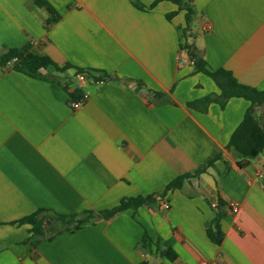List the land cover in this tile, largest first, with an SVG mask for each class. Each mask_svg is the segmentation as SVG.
Returning a JSON list of instances; mask_svg holds the SVG:
<instances>
[{
  "label": "crops",
  "instance_id": "1",
  "mask_svg": "<svg viewBox=\"0 0 264 264\" xmlns=\"http://www.w3.org/2000/svg\"><path fill=\"white\" fill-rule=\"evenodd\" d=\"M43 1L59 16L52 25L35 0H0V59L28 47L55 65L35 76L0 66V264H264V150L241 165L227 148L249 102L190 108L219 90L184 48L263 90L264 0H189L186 33L185 11L167 0H139L144 9L133 0ZM78 72L94 78L80 84ZM260 113L264 124V106ZM148 196L156 202L51 240L18 224L39 209L99 212ZM216 221L218 244L207 234ZM165 243L172 260L159 256Z\"/></svg>",
  "mask_w": 264,
  "mask_h": 264
},
{
  "label": "trees",
  "instance_id": "2",
  "mask_svg": "<svg viewBox=\"0 0 264 264\" xmlns=\"http://www.w3.org/2000/svg\"><path fill=\"white\" fill-rule=\"evenodd\" d=\"M160 0H156L149 8H153ZM177 7L178 11H185V29L184 33L190 30L192 23L195 20V11L190 4L189 0H167ZM133 5L138 9H144L145 7L139 0H133ZM35 4L40 7L46 8L50 17L48 24L52 25L57 21L59 16L56 12L43 0H35ZM176 12H172L166 15V18L170 20ZM184 48L188 53L190 62H192L195 72L202 73L208 76L216 85L219 93L216 95H209L199 101L189 103L190 108H201L206 110L211 103L218 104L221 108L224 107L227 100L231 98H242L249 102L243 119L237 128L230 136L227 148L233 149L241 158V165H244L249 160L257 158L264 150V124L262 122L260 110L264 106V89L257 90L255 88L240 84L233 75L226 70L210 69L205 60L198 54L193 45L185 44ZM0 66L11 67L14 71L19 73L35 76L40 70L46 69L49 66H54V63L48 57L39 56L29 51L28 47L21 49H11L7 54L3 55L0 59ZM68 67L66 65L61 69L64 70ZM97 80H103L98 78ZM160 96V95H159ZM75 97V95H73ZM78 97V96H77ZM218 156H213L205 163L204 167L210 166L212 162ZM203 167V168H204ZM203 168L198 169L195 174L200 173ZM190 175H183L172 181L168 185V189L179 188L184 178ZM156 202V199L152 196L148 197H136L123 199L116 207L99 211H85L79 214L61 215L51 211L39 209L32 215L24 217L18 224H29L30 232L33 236L46 238L51 240L57 234L61 232H74L79 230L83 225L89 223L95 218L109 219L115 214L120 213L126 209H137L143 205H149ZM61 227V228H60ZM208 237L216 244L221 242V234L218 229L217 221L214 223V228L209 229ZM143 249L149 250L150 241L147 237H144L141 243ZM159 256L172 260L175 258V253L165 243L160 246H156ZM144 264H149L147 261Z\"/></svg>",
  "mask_w": 264,
  "mask_h": 264
},
{
  "label": "built area",
  "instance_id": "3",
  "mask_svg": "<svg viewBox=\"0 0 264 264\" xmlns=\"http://www.w3.org/2000/svg\"><path fill=\"white\" fill-rule=\"evenodd\" d=\"M209 29V27L207 28ZM192 64V62H191ZM94 75L92 74H88V73H85V72H78L76 73L75 77L77 79V81L80 83V84H84L88 78H91L93 77ZM94 78V77H93ZM96 83H99L101 82L100 80H95ZM88 99V94L83 92L79 95L78 99H73L71 102H70V105L73 109H79L80 107H82L84 105V103L87 101ZM160 207L163 209V210H167L169 209V205L167 202H163L161 201L160 203ZM228 206L230 208V210L232 211V213H236L238 211V205L237 203H234V202H230L228 203ZM212 207L215 209L216 208V205H212ZM200 264H218V260L215 259L213 261H205V262H201Z\"/></svg>",
  "mask_w": 264,
  "mask_h": 264
},
{
  "label": "water",
  "instance_id": "4",
  "mask_svg": "<svg viewBox=\"0 0 264 264\" xmlns=\"http://www.w3.org/2000/svg\"><path fill=\"white\" fill-rule=\"evenodd\" d=\"M257 160L259 159V157L256 158Z\"/></svg>",
  "mask_w": 264,
  "mask_h": 264
},
{
  "label": "rangeland",
  "instance_id": "5",
  "mask_svg": "<svg viewBox=\"0 0 264 264\" xmlns=\"http://www.w3.org/2000/svg\"><path fill=\"white\" fill-rule=\"evenodd\" d=\"M61 228V227H60Z\"/></svg>",
  "mask_w": 264,
  "mask_h": 264
}]
</instances>
